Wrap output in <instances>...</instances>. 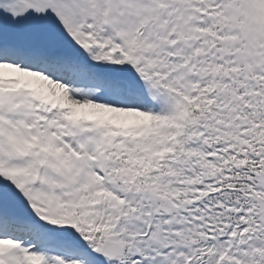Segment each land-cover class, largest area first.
Returning <instances> with one entry per match:
<instances>
[{"label": "snow or ice", "instance_id": "6c2138e0", "mask_svg": "<svg viewBox=\"0 0 264 264\" xmlns=\"http://www.w3.org/2000/svg\"><path fill=\"white\" fill-rule=\"evenodd\" d=\"M0 264H264V0H0Z\"/></svg>", "mask_w": 264, "mask_h": 264}]
</instances>
